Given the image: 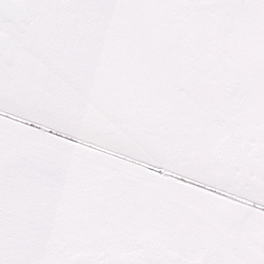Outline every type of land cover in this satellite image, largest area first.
<instances>
[{
	"label": "snow or ice",
	"instance_id": "6c2138e0",
	"mask_svg": "<svg viewBox=\"0 0 264 264\" xmlns=\"http://www.w3.org/2000/svg\"><path fill=\"white\" fill-rule=\"evenodd\" d=\"M0 264H264V0H0Z\"/></svg>",
	"mask_w": 264,
	"mask_h": 264
}]
</instances>
